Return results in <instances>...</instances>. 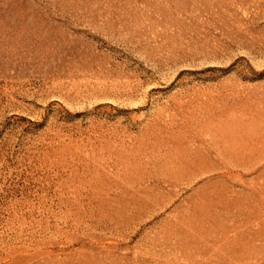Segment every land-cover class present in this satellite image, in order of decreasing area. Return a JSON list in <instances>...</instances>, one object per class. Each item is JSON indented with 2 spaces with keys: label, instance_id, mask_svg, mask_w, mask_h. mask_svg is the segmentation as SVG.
<instances>
[{
  "label": "rangeland",
  "instance_id": "obj_1",
  "mask_svg": "<svg viewBox=\"0 0 264 264\" xmlns=\"http://www.w3.org/2000/svg\"><path fill=\"white\" fill-rule=\"evenodd\" d=\"M0 264H264V0H0Z\"/></svg>",
  "mask_w": 264,
  "mask_h": 264
}]
</instances>
